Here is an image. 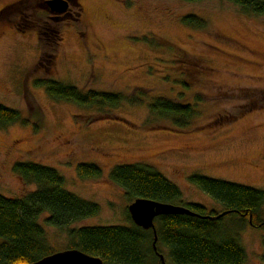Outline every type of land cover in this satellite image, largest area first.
Segmentation results:
<instances>
[{
    "label": "rangeland",
    "instance_id": "1",
    "mask_svg": "<svg viewBox=\"0 0 264 264\" xmlns=\"http://www.w3.org/2000/svg\"><path fill=\"white\" fill-rule=\"evenodd\" d=\"M44 1L0 0V103L29 120L0 127V194L14 198L36 187L13 171L15 161L53 167L68 191L99 206L65 227L80 228L130 223L134 199L109 177L118 164H150L180 190L174 204L208 211L224 207L191 175L264 190V14H245L228 0H68L61 13ZM188 15L205 26L183 22ZM37 78L82 91L181 90L185 101L196 93L204 102L193 124L177 129L149 121L145 105L123 104L107 115L55 101ZM78 163L96 164L101 176L80 177ZM43 225L53 249H65V229ZM239 234L244 264H264V228L246 222Z\"/></svg>",
    "mask_w": 264,
    "mask_h": 264
},
{
    "label": "trees",
    "instance_id": "2",
    "mask_svg": "<svg viewBox=\"0 0 264 264\" xmlns=\"http://www.w3.org/2000/svg\"><path fill=\"white\" fill-rule=\"evenodd\" d=\"M228 1L245 14H264V0ZM182 20L196 28L205 26V21L195 15L185 16ZM180 80L188 88L185 79ZM34 84L42 86L50 99L99 113L108 111L107 115L123 104L145 105L149 121L165 120L177 129L190 127L200 115L198 104L204 102L196 93L191 101H185L181 90L175 96H152L148 89L142 87L123 93L93 89L82 91L70 83L52 78H37ZM28 121L18 110L0 103V127L14 122L26 124ZM12 169L24 183H33L36 187L14 198L0 194V264L32 262L54 252L43 224L65 229V248H78L99 256L105 264H160L159 256L152 248L153 230L134 224L127 209L128 225L65 228L73 221L95 215L99 206L68 191L64 177L53 167L17 160ZM76 172L82 178L101 176L100 168L93 163H78ZM109 177L125 189V197L130 201L144 197L174 204L181 199L177 186L147 163L118 164ZM189 181L224 208L208 211L199 203L179 202L197 215L164 214L155 217L157 251L163 254L164 259L167 255L171 264H244L247 254L241 245L239 232L246 222L252 227L264 228V190L204 175H191ZM226 210V214L216 217ZM43 214L41 223L39 219ZM225 217H232L230 226L222 225Z\"/></svg>",
    "mask_w": 264,
    "mask_h": 264
},
{
    "label": "water",
    "instance_id": "3",
    "mask_svg": "<svg viewBox=\"0 0 264 264\" xmlns=\"http://www.w3.org/2000/svg\"><path fill=\"white\" fill-rule=\"evenodd\" d=\"M44 4L50 12L61 13L68 8V0H45ZM127 210L130 218L137 226L143 229L151 228L154 238L152 248L159 256L160 264H166L163 254L159 253L156 248V231L154 218L164 214H188L197 215L191 209L183 205L173 204L169 202L157 201L144 197L135 198L128 206ZM228 211H222L216 215L221 217ZM251 223V217L249 219ZM21 264H105L99 256L88 254L78 248H65L57 250L41 258L27 263Z\"/></svg>",
    "mask_w": 264,
    "mask_h": 264
},
{
    "label": "flooded vegetation",
    "instance_id": "4",
    "mask_svg": "<svg viewBox=\"0 0 264 264\" xmlns=\"http://www.w3.org/2000/svg\"><path fill=\"white\" fill-rule=\"evenodd\" d=\"M46 9L50 12V10L48 8H46Z\"/></svg>",
    "mask_w": 264,
    "mask_h": 264
}]
</instances>
